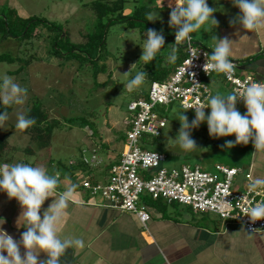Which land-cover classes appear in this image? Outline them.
Returning <instances> with one entry per match:
<instances>
[{"label":"rangeland","instance_id":"374dc122","mask_svg":"<svg viewBox=\"0 0 264 264\" xmlns=\"http://www.w3.org/2000/svg\"><path fill=\"white\" fill-rule=\"evenodd\" d=\"M16 6L12 11L8 10V4L1 3L0 14L7 15L10 21L17 22L20 18L25 20L31 17H37L48 21L55 25L59 30L63 31L61 36V44L87 45L93 42L92 38L98 31L99 22L97 17L91 12L92 5L99 0H15ZM159 0H128L125 11L128 15L136 16V11L140 21H147L146 14L155 12L159 15L155 22H149L153 25L157 32H163L165 37V48L148 63L140 62L142 56V45L146 39V32L151 29L146 24L135 23L130 27L131 22L118 23L110 28L107 36V45L102 52V57L95 62L87 59L83 60L82 54H64L61 58L53 54V44L55 35L59 31H50L44 25H40L35 34L42 39L36 37L28 39L7 38L3 40L0 36V58L7 59L0 62V82L5 75L14 78V82L18 83L22 88L27 89V96L23 104L18 105L8 120L0 128V134L8 132L17 122V114L26 115L27 110L32 103L37 100L46 105L51 118L59 119L65 126L64 130L57 131L51 144L37 148L31 141L30 136L22 135L14 132L12 135V145L20 148L32 146L37 148V162H42V167L46 168L49 174L54 173L55 167L49 165V161L53 159L57 164L61 161L69 164L71 160L76 159L85 151L86 156L91 159L92 147L99 148V155L106 156L109 153L117 154L122 151L123 143L120 140L122 133L127 131L125 118L128 115L127 107L133 100H137L143 93H149L151 82L148 77L151 75V64L162 63L163 66L171 67L173 63L166 62L168 47L175 44V30L169 26L170 7L174 0L160 1L161 5L168 6V9L158 6ZM220 0V7L226 12L240 15V11L232 3L224 4ZM144 9L145 11H141ZM91 15L93 18H91ZM226 15V14H225ZM231 17L230 19H235ZM106 22V20L104 21ZM133 23V22H132ZM83 25V32L79 26ZM212 24H208L211 28ZM213 29V27H212ZM193 42L197 45L202 44L201 35L193 33ZM205 42V41H204ZM76 44V45H75ZM206 43L202 44L203 47ZM35 47V49L32 48ZM79 46V47H78ZM85 48V47H84ZM83 48V49H84ZM185 51V50H184ZM38 52L45 59L44 62L37 59ZM90 53L92 51L90 50ZM36 54V60L32 55ZM45 56L48 58L46 59ZM94 56V55H93ZM14 59L13 62L10 59ZM31 61L33 62L30 63ZM98 61V62H97ZM136 64L133 71L131 66ZM20 74H13L17 70H21ZM137 72H144L146 78L144 83L132 92L124 91V85L133 78ZM216 79V78H215ZM218 86L212 85V95L217 93L227 94L232 91L228 89V85L224 80L217 77ZM226 85L224 89V85ZM214 87V88H213ZM237 102V110L243 115ZM160 107V106H159ZM163 111L169 118H177L181 113L178 107L166 109L161 106ZM160 107V108H161ZM167 107V106H166ZM210 109L205 113L210 114ZM89 126L81 123V119L87 117ZM164 114V116H165ZM189 123L195 119V112H186ZM166 117V116H165ZM95 119V120H94ZM88 124V123H87ZM181 125L178 121H168L167 127L160 138L154 139L148 137L149 143H154V150L163 152L168 155V161L165 163L167 169L178 168L183 165L201 166L204 170L215 172V166L222 164L228 167H236L245 169L248 160L252 157L253 143L250 141L247 145H236L231 149L224 147L226 141L235 142V137L213 138L208 131L207 123H202L198 128L192 129L191 137L196 142L197 149L185 152L178 145L169 143L168 140H175L178 136ZM126 143V139L124 141ZM103 145H107L105 148ZM140 148L144 149L142 144ZM19 157H26L24 153L19 152ZM11 158V157H10ZM30 159H33L30 157ZM34 160V159H33ZM13 162H15L13 160ZM41 164V163H40ZM55 164V165H56ZM58 165V164H57ZM41 166V165H40ZM95 178H92L94 181ZM99 181V180H98ZM146 203L150 207H156L157 203L151 198H147ZM168 212H180L181 215L189 216V218L201 226H208L212 230L222 229L226 223L215 214H195L189 207L180 205L177 208L169 207ZM234 224V223H229Z\"/></svg>","mask_w":264,"mask_h":264},{"label":"clouds","instance_id":"9594fccd","mask_svg":"<svg viewBox=\"0 0 264 264\" xmlns=\"http://www.w3.org/2000/svg\"><path fill=\"white\" fill-rule=\"evenodd\" d=\"M232 3L239 9L240 15L230 23H238L249 33L264 29V0H232ZM169 7L171 9L169 26L175 30V44L167 48L169 51L165 57L166 62L175 63L178 58V46L183 44L187 45L193 59L197 58L199 55H196V49L193 48L192 34L199 32L209 23L217 26V21L214 19L216 9L209 7L207 0H174V6L170 3ZM158 15L155 12L147 13V21L155 22L158 20ZM246 39L249 37L244 35L240 41ZM210 41L212 53L204 54L206 58L203 65L204 72L223 73L231 80L235 66L230 57L235 42L227 37L218 38L216 35H212ZM141 47L140 62H151L161 49L165 48L163 32L148 29ZM135 66L136 64L132 65L131 71L125 76L129 75ZM145 78L144 72H137L124 85V91L136 90L144 83ZM26 96L27 89L14 82V78L7 75L3 77L0 82V104L20 105L25 102ZM241 100L246 107V113L243 115L236 107L237 102ZM191 109L195 110V119L189 123L185 113ZM205 109H210V114L206 115ZM188 110L178 114L177 120L181 127L176 139H169L168 144L178 145L185 152L196 150V142L191 137V131L206 122L211 137H235L234 143L226 141L224 147L231 149L236 145H247L252 141L255 154L264 152V82L251 83L227 94L209 95L206 107L198 106ZM8 118L7 111L0 113V128H3ZM35 123L34 118L18 113L15 129L23 132ZM60 183L59 172L49 174L45 168L30 163L0 165V191L6 193L10 200L18 201L22 211L17 219V227L24 229L20 241L17 242L0 228V264H60V258L69 248L85 247V242L81 238L71 236L61 238L58 234L76 189V185L72 184L56 195V198H52ZM248 189L250 192L264 189V179L249 178ZM49 198H52V203L43 211L42 217L41 210ZM246 201L247 197L243 196L241 202ZM243 211L252 223L264 220V201L244 207ZM4 222L0 219V224ZM21 248L24 249L23 255ZM42 252L47 254V259L43 261L39 260Z\"/></svg>","mask_w":264,"mask_h":264},{"label":"crops","instance_id":"0c3cea01","mask_svg":"<svg viewBox=\"0 0 264 264\" xmlns=\"http://www.w3.org/2000/svg\"><path fill=\"white\" fill-rule=\"evenodd\" d=\"M160 1L166 0H159L158 6L168 9L167 6L161 5ZM230 1L225 0L223 3ZM207 2L209 7L216 9L214 19L217 21V26L211 25L212 29L207 24L198 32L202 37L200 39L202 44L206 43L205 48L212 51L210 48L212 35L221 39L227 37L235 42L230 60L239 64L240 74L253 76L256 80L264 82V29L252 33L246 32L238 23H230L232 21L230 18H235V15H229L230 12L223 10L220 7V0H207ZM1 3H7L10 9L16 6L15 0H1ZM82 28L83 25H80L79 29L83 32ZM244 35L249 39L240 41ZM92 43L79 46L89 47ZM39 53L37 59L44 62L45 59ZM216 79L212 83L214 87L218 86ZM225 86L224 89L227 88ZM228 89L231 91L229 86ZM240 109L244 114L246 113L244 104ZM99 151L97 148L96 156L99 164L90 165V171L96 180L104 182L108 178L110 165L117 162L119 156L113 153H109L107 157L100 156ZM18 153L14 150L9 152V157L15 161L13 164L30 163L33 166H43L42 162H37L40 158L34 156L33 160L29 156L19 157L16 155ZM79 154L69 163L80 159L82 152L80 151ZM254 154L253 146L250 155L252 158L248 160L244 170L240 167L242 173L239 183H245L249 178L264 179V152ZM85 177H87L85 172H80L77 180L72 182L66 180L60 184V188L52 197L56 198V195L67 187L76 185L73 201L66 209L67 215L60 225L58 234L61 238L78 237L85 242L83 249L69 248L60 258V264H264V232L249 233L235 223H226L222 229L212 230L207 225L194 223L189 216H185L184 219L180 212L170 213L167 209L165 214L157 206H148L152 219L144 228L133 213L106 207L101 199L94 198L83 190L80 183ZM52 198L45 202L41 210L42 217L43 211L52 203ZM21 211L18 201L10 200L6 193L0 191V219L5 221L0 224V228L17 242L20 241L21 232L24 230L17 227V219ZM21 254H24L23 248ZM46 259L47 254L42 252L39 260Z\"/></svg>","mask_w":264,"mask_h":264},{"label":"built area","instance_id":"2783aa9c","mask_svg":"<svg viewBox=\"0 0 264 264\" xmlns=\"http://www.w3.org/2000/svg\"><path fill=\"white\" fill-rule=\"evenodd\" d=\"M192 45L196 55H199L197 58L193 59L187 45L183 44L186 58L174 74L164 82H153L148 99L141 97L129 103L125 118L126 143L120 159L111 166L106 181L94 185L87 176L80 186L92 197L101 199L104 206L133 213L144 228L152 219L146 203L147 198H151L169 204L178 203L196 214H215L225 222L241 225L249 233L264 232V220L252 223L243 211L244 207L264 201V189L250 192L249 181L239 183L240 168L218 164L215 172L204 170L199 165L167 169V154L139 146L144 136L158 137L167 127L168 119L156 112L157 106L176 103L184 111L198 106L206 107L207 97L212 95L209 82L217 77L224 80L232 92L261 82L253 76L241 75L239 64L232 60L235 68L231 80L223 73H205L204 54L210 55L212 52L193 41ZM238 103L244 104L242 100ZM208 110L205 109V113ZM189 111L195 112L194 109ZM84 161L89 165L99 164L96 149H93L91 159L85 156ZM243 196L247 197L245 203L241 202Z\"/></svg>","mask_w":264,"mask_h":264},{"label":"trees","instance_id":"16d2710c","mask_svg":"<svg viewBox=\"0 0 264 264\" xmlns=\"http://www.w3.org/2000/svg\"><path fill=\"white\" fill-rule=\"evenodd\" d=\"M127 2H128V0H99L92 5L91 12L97 17V20L99 22V27H98L97 33L92 38V40H93L92 46H89V47L77 48L74 45H67L66 43L60 45L61 44L60 38L63 34V31L59 30V28L56 27L55 25L50 24L48 21L41 19V18H37V17H31V18H28L25 20H23V19L21 20L20 18H18L19 20L17 22L12 23L7 15H5V14L1 15L0 14V36L1 35L3 36L2 37L3 40H5L7 38H13V39L22 38V39H28L29 40V38L32 39L34 37H36L38 40H40V39H42V37L39 36L38 34H35V33H36L37 28L40 25H44L45 27L49 28V30L51 32L53 30L59 31V33L55 35L56 38L54 39L55 42L53 44V54L56 57L61 58L63 56V53L67 54V55L77 53L76 56H78V54L83 55V60L89 59V60L95 62V59H96L99 61L102 57V52L106 48V45H107V36H108L109 30H110V28L114 27L118 23L131 22L130 27H133V25L135 23H141V24H146V27L150 26L151 29H154V30L156 29L149 22H146L145 20L140 21V17L137 16L139 11H136V16L126 14L125 7H126ZM8 10L14 16L15 11L14 10L12 11V9H10V8ZM141 11H145V10L142 9ZM105 20H106V22H104ZM32 48L35 49L34 46H32ZM90 50L92 51V53H90ZM184 50L185 49H184L183 45L178 46V52H177L178 58L175 61V63H173L174 65H172L171 67L163 66V64L161 62L159 64L156 63V61H157V59H156L155 62L152 63L151 67H150L151 68V75L148 77L150 82L151 83H153V82H164V81L168 80L174 74L177 67L186 58V52ZM32 57H33V60H36V54H33ZM33 60L31 61V58H30L29 64H31L33 62ZM5 61H7L6 58H4V57L0 58V62H5ZM10 61L13 62L14 59L12 58V59H10ZM22 69L23 68H21V70L19 69V70L15 71L13 74L19 75L20 72H22ZM139 97L148 99V94L143 93ZM17 106L18 105H16V104H13L11 106H4V105L0 104V113L7 111L9 116H10ZM159 106L161 107L163 105H159ZM159 106L156 107V112L159 113L161 116H164L165 113L162 112L163 109H162V107L160 108ZM163 107L165 108V110L166 109H173L174 107H178L179 112H184V110L181 109V107L176 103L169 105L167 107L166 106H163ZM25 116L30 117V118H34L36 123L32 127H30L29 129H27L26 131H23V132L17 131L15 129V125H14V126H12V128L8 132L0 134V165H2L4 163H8V164L14 163L13 158L9 157V152L13 151V150L15 152L24 153L25 156L38 157L37 148H41L44 145L51 144L54 137H55V133L57 131L64 130V128L66 126L59 119L51 118V116H50V114L46 108V105L43 102L37 101V100H35L32 103L30 108L27 110ZM89 116L94 117V115H92L90 113L87 117L81 119V123L84 125L86 124V126H89L90 125L89 122L91 121L90 119H88ZM165 116L168 119V121H171V120L175 121V122L178 121L176 117L172 119V118H169V116L166 114H165ZM88 120H90V121H88ZM164 130L162 131V133L158 137L144 136V138L142 139V143H141L143 145L142 147L145 150H154V143H149L148 137H152L154 139L160 138L162 136ZM14 132H19L22 135L30 136V141L37 148L34 149L32 146H28L26 148H20L17 145H12L11 141H12V135ZM125 139H126V134L124 132L120 136V140L122 141L123 144H124ZM103 146L105 148L107 147V145H103ZM154 151H156V150H154ZM121 154H122V151L118 155L119 156L118 160L120 159ZM85 156H86V154L83 153V154H81L80 159H78L74 162H71L69 164H64L61 161H58L57 162L58 165H57L53 159L50 160L49 165L55 167L54 172L60 173V180H61L60 184L66 182V180H69L71 182L77 180L78 173H80V172H85V174L88 177H90L91 183H93L94 185L102 182V181H98L96 179L94 181H92V178H94V177L92 176V172L90 171V168H91L90 165L85 163V161H84ZM115 163H113V164H115ZM112 165H110L109 170H110ZM109 170H108V172H109ZM65 178H67V179H65ZM58 188H60V187H58ZM155 202L157 203V207L159 209H162V211L165 214L167 213V209L169 207L177 208L180 206V204H178V203L169 204L163 200H158ZM200 214H203V213H200ZM205 214H208V213H205Z\"/></svg>","mask_w":264,"mask_h":264}]
</instances>
